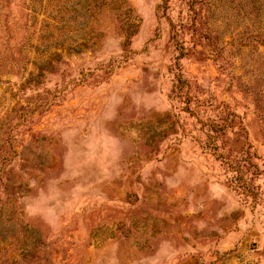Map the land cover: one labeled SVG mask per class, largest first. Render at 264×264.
I'll return each instance as SVG.
<instances>
[{
  "label": "rangeland",
  "instance_id": "1",
  "mask_svg": "<svg viewBox=\"0 0 264 264\" xmlns=\"http://www.w3.org/2000/svg\"><path fill=\"white\" fill-rule=\"evenodd\" d=\"M0 264H264V0L0 2Z\"/></svg>",
  "mask_w": 264,
  "mask_h": 264
},
{
  "label": "trees",
  "instance_id": "2",
  "mask_svg": "<svg viewBox=\"0 0 264 264\" xmlns=\"http://www.w3.org/2000/svg\"><path fill=\"white\" fill-rule=\"evenodd\" d=\"M0 2L5 3V6H9L10 0H0ZM1 65V64H0Z\"/></svg>",
  "mask_w": 264,
  "mask_h": 264
}]
</instances>
